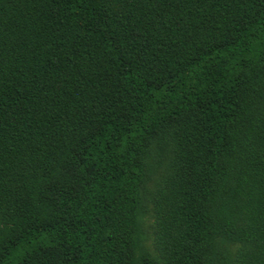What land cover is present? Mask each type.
Wrapping results in <instances>:
<instances>
[{"label":"trees","instance_id":"1","mask_svg":"<svg viewBox=\"0 0 264 264\" xmlns=\"http://www.w3.org/2000/svg\"><path fill=\"white\" fill-rule=\"evenodd\" d=\"M160 134L161 264H264V0H0V264H156Z\"/></svg>","mask_w":264,"mask_h":264},{"label":"rangeland","instance_id":"2","mask_svg":"<svg viewBox=\"0 0 264 264\" xmlns=\"http://www.w3.org/2000/svg\"><path fill=\"white\" fill-rule=\"evenodd\" d=\"M157 135L148 148L147 154L144 157L145 178L140 188L142 210L140 214V227L142 229L143 241L140 252L150 256L156 264H161L162 258L156 244L157 238V223L153 196L155 190L162 182L165 175L164 164L159 163L158 159L161 153L158 149ZM223 248L226 249L232 257H236L244 248L239 242L226 241L223 243Z\"/></svg>","mask_w":264,"mask_h":264}]
</instances>
